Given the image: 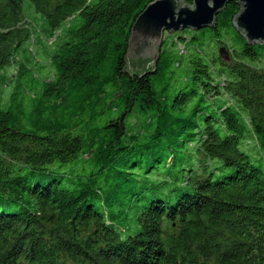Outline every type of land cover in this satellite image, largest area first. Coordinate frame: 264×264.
<instances>
[{"label": "trees", "instance_id": "obj_1", "mask_svg": "<svg viewBox=\"0 0 264 264\" xmlns=\"http://www.w3.org/2000/svg\"><path fill=\"white\" fill-rule=\"evenodd\" d=\"M154 1L0 0V264H264V41L232 0L130 72Z\"/></svg>", "mask_w": 264, "mask_h": 264}, {"label": "water", "instance_id": "obj_2", "mask_svg": "<svg viewBox=\"0 0 264 264\" xmlns=\"http://www.w3.org/2000/svg\"><path fill=\"white\" fill-rule=\"evenodd\" d=\"M230 1L232 0H193V5H188L183 0H155L150 3L137 17L130 39L132 60L145 64H132L130 72L142 73L153 64L166 30L212 27L217 15ZM239 1L243 6L242 13L235 20L236 28L251 44L261 43L264 41V0ZM224 51L221 50L223 55ZM225 55L228 59V55Z\"/></svg>", "mask_w": 264, "mask_h": 264}, {"label": "rangeland", "instance_id": "obj_3", "mask_svg": "<svg viewBox=\"0 0 264 264\" xmlns=\"http://www.w3.org/2000/svg\"><path fill=\"white\" fill-rule=\"evenodd\" d=\"M159 51V50H158ZM159 53V52H158ZM225 55V54H224ZM226 56V55H225ZM134 72H136V71H134Z\"/></svg>", "mask_w": 264, "mask_h": 264}]
</instances>
